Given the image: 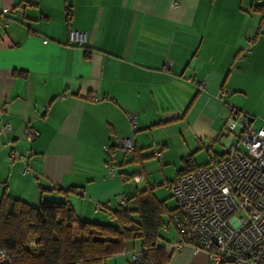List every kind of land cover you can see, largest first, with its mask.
<instances>
[{"label": "crops", "instance_id": "1", "mask_svg": "<svg viewBox=\"0 0 264 264\" xmlns=\"http://www.w3.org/2000/svg\"><path fill=\"white\" fill-rule=\"evenodd\" d=\"M71 30L85 34L81 46ZM0 103L10 122L0 134V199L68 202L82 220L115 224L119 198L134 209L133 195L153 193L155 170L173 168L163 186L221 156L235 140L225 130L232 108L253 130L264 121V0H0ZM27 125L39 133L28 142ZM115 137L134 150L111 149L108 177L104 146ZM166 221L165 242L177 236L167 237ZM140 246L129 239L102 264H129ZM163 250L164 264H208L191 247Z\"/></svg>", "mask_w": 264, "mask_h": 264}, {"label": "built area", "instance_id": "2", "mask_svg": "<svg viewBox=\"0 0 264 264\" xmlns=\"http://www.w3.org/2000/svg\"><path fill=\"white\" fill-rule=\"evenodd\" d=\"M68 34L70 41L79 46L85 39L83 33L71 30ZM168 65L166 62V68ZM196 85L203 90L205 81ZM5 111V104L0 103V134L10 129V122L3 119ZM129 116L133 123L135 115ZM250 121L248 113L232 108L225 130L235 140L225 152L165 182L175 205L166 215L164 228H174L177 236L166 242L157 240L156 246L173 251L191 247L204 252L208 264H264V121L257 130L251 128ZM22 133L26 142L39 135L28 125ZM112 141L104 146L108 177L116 174L111 149L118 148L124 153L134 150V143L127 138L115 137ZM151 155L160 161L159 149L152 148ZM140 179V176L132 177L135 182ZM125 200L121 196L120 204L124 205ZM105 205L98 203L96 208L102 210ZM145 251L143 245L135 250L129 264L141 262ZM11 259L12 255L0 248V264H8Z\"/></svg>", "mask_w": 264, "mask_h": 264}, {"label": "trees", "instance_id": "3", "mask_svg": "<svg viewBox=\"0 0 264 264\" xmlns=\"http://www.w3.org/2000/svg\"><path fill=\"white\" fill-rule=\"evenodd\" d=\"M130 200L134 209L120 205L112 212L115 224H100L80 219L68 202L43 201L30 206L4 194L0 199V248L12 255L8 264H102L106 257L123 251L125 241L137 239L146 251L141 262L133 264H164L168 256L156 242L162 217L172 209L167 210L149 189Z\"/></svg>", "mask_w": 264, "mask_h": 264}, {"label": "rangeland", "instance_id": "4", "mask_svg": "<svg viewBox=\"0 0 264 264\" xmlns=\"http://www.w3.org/2000/svg\"><path fill=\"white\" fill-rule=\"evenodd\" d=\"M204 154H200L199 156V160L202 161L204 160ZM156 160V159H155ZM164 167V168H163ZM163 168V169H162ZM162 171H160L159 169L155 170L154 172H152L150 174V179H149V185L153 186L154 189H153V193L155 195V197L159 200H164L165 199V202L167 204L168 207H173L175 205V201L173 198H171V196H169V191L167 190V188L165 187V182L167 180L164 181V184L163 186L162 185H158L160 184L165 177H172L174 176V170L172 167H165V166H162ZM172 231H170L167 235V237H172L174 234H173V231L175 232L174 228L171 229ZM75 233V237H79V233H77V231L75 230L74 231ZM162 234L164 235L165 233L162 232ZM175 237V236H174ZM173 237V238H174ZM172 238V239H173Z\"/></svg>", "mask_w": 264, "mask_h": 264}]
</instances>
